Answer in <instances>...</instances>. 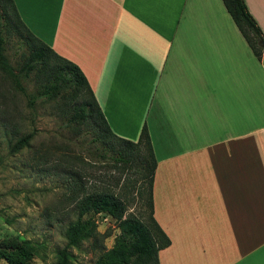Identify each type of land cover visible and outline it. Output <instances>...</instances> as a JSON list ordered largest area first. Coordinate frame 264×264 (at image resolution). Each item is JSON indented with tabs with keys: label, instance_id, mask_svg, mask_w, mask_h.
Listing matches in <instances>:
<instances>
[{
	"label": "crops",
	"instance_id": "1",
	"mask_svg": "<svg viewBox=\"0 0 264 264\" xmlns=\"http://www.w3.org/2000/svg\"><path fill=\"white\" fill-rule=\"evenodd\" d=\"M113 132L147 126L160 264H264V58L223 0H14ZM264 34V0H245Z\"/></svg>",
	"mask_w": 264,
	"mask_h": 264
},
{
	"label": "rangeland",
	"instance_id": "2",
	"mask_svg": "<svg viewBox=\"0 0 264 264\" xmlns=\"http://www.w3.org/2000/svg\"><path fill=\"white\" fill-rule=\"evenodd\" d=\"M16 35L8 38L6 53L14 66L21 62L25 46ZM27 94L18 92L7 80L0 81V245L5 239L27 241L32 254L21 264H56L57 251L67 243V228L77 217L73 203L66 199L69 173L82 175L86 189L106 187L122 196L127 214L140 215L145 209L139 194L140 176L113 160L108 144L97 139L89 125L70 123L71 112L63 99L39 98L34 107L28 99L37 95L40 81L34 74L23 78ZM10 113L14 125H9ZM34 131L31 146L10 152V142ZM104 240L92 235L70 249L71 264H96L110 249L120 232L115 218L89 212ZM12 253L8 251L7 253ZM102 254V255H103ZM0 264H11L0 257Z\"/></svg>",
	"mask_w": 264,
	"mask_h": 264
},
{
	"label": "trees",
	"instance_id": "3",
	"mask_svg": "<svg viewBox=\"0 0 264 264\" xmlns=\"http://www.w3.org/2000/svg\"><path fill=\"white\" fill-rule=\"evenodd\" d=\"M240 31L258 58H264V34L245 0H223ZM16 35L19 44L25 46L21 62L16 67L6 53L10 36ZM34 74L40 81L39 91L28 99L34 107L39 98L63 99L64 106L71 112L68 124L76 122L89 125L95 137L108 144L113 160L128 169L135 167L140 176L139 194L144 199L145 209L140 215L127 214L128 205L121 195L109 187L86 189L82 175L77 171L69 173L66 199L73 203L76 219L67 228V243L58 249L56 264H71L70 249L77 246L87 235L104 240L109 233H100L89 220L83 217L89 213H103L118 222L120 232L113 246L96 261V264H160L159 251L170 245L171 240L154 216L153 186L157 158L151 136L146 125L136 141L123 138L113 132L96 99L94 91L75 62L59 54L48 43L35 35L19 15L14 0H0V81L7 80L18 92L27 94L23 78ZM1 97V92H0ZM9 125H14L10 113ZM34 131L28 132L10 142V152L18 153L31 146ZM12 251V253H7ZM31 248L27 241L17 238L5 239L0 245V257L11 264H21L30 259Z\"/></svg>",
	"mask_w": 264,
	"mask_h": 264
},
{
	"label": "water",
	"instance_id": "4",
	"mask_svg": "<svg viewBox=\"0 0 264 264\" xmlns=\"http://www.w3.org/2000/svg\"><path fill=\"white\" fill-rule=\"evenodd\" d=\"M263 46H264V44H263Z\"/></svg>",
	"mask_w": 264,
	"mask_h": 264
}]
</instances>
